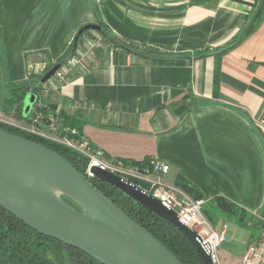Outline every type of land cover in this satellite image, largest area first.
<instances>
[{"label":"crops","instance_id":"obj_1","mask_svg":"<svg viewBox=\"0 0 264 264\" xmlns=\"http://www.w3.org/2000/svg\"><path fill=\"white\" fill-rule=\"evenodd\" d=\"M257 1L0 0V82L40 74L88 23L171 56L152 62L87 31L64 77L46 81L45 101L107 158L148 171L160 161L168 171L151 178L221 197L233 209L215 205L223 213L262 226L264 17L244 35Z\"/></svg>","mask_w":264,"mask_h":264},{"label":"water","instance_id":"obj_2","mask_svg":"<svg viewBox=\"0 0 264 264\" xmlns=\"http://www.w3.org/2000/svg\"><path fill=\"white\" fill-rule=\"evenodd\" d=\"M99 24L79 27L72 54L53 64L34 85L36 89L64 65L76 49L81 34ZM36 95L28 93L23 114L32 110ZM92 177L117 190L168 221L180 230L193 246L202 264H216L201 244L196 232L182 222L176 212L145 193L140 187L108 170L91 166ZM51 185L76 205L65 203L46 189ZM0 207L39 234L77 248L101 264H181L146 228L131 219L119 206L96 190L89 178L57 152L32 140L0 128Z\"/></svg>","mask_w":264,"mask_h":264},{"label":"trees","instance_id":"obj_3","mask_svg":"<svg viewBox=\"0 0 264 264\" xmlns=\"http://www.w3.org/2000/svg\"><path fill=\"white\" fill-rule=\"evenodd\" d=\"M257 3V10L248 17L249 22L245 29V36L254 31L264 17V0H258ZM99 25H101L102 27V31L100 32V34L104 36L105 39L113 46H121L126 50L132 49L141 57L147 58L152 62H157L159 60H168L171 58V56L165 57L159 54L157 50L150 47L141 48L140 46H137L133 43L122 41L112 35L107 26H105L104 24ZM79 39L77 41V45L79 43ZM72 44L73 40L67 50L55 62L49 63L40 74L30 73L23 81L9 84L7 86L9 96L5 98L3 102L4 111L6 113L13 112L12 115L14 116V118L21 121L24 125L30 124L32 122L31 111L26 115L23 114L24 100L27 94L30 92L34 93L36 95L37 101L41 85H39L36 89L34 88V85L53 64L66 60L72 54ZM75 50L73 54L75 53ZM36 101L33 104L32 108L35 106ZM54 110L55 106L51 107L50 105H47L45 108H42L41 111L44 114H48L53 112ZM60 116H62V122H60L61 124H58V128L75 129L78 133L77 136L80 137L81 133L77 130V128L71 126L70 117L65 115L63 112L61 113V111ZM46 124V119H44L43 123L40 126L43 127ZM0 128L7 132L17 134L26 139L32 140L57 152L58 154L66 158L69 162H71L76 169H78L85 175L87 160L72 148L57 141H53L39 135L30 134L21 130L17 126L3 123L1 121ZM60 134L72 136L69 132L66 131H61ZM137 164L139 168H142V166H144L143 163ZM146 164L150 165V162L146 161ZM85 177L90 179L92 185L96 190L101 191L104 196H106L117 206H119L131 219L146 228L158 241H160L168 250H170L173 255L176 256L181 264H202L201 259L195 252L189 240L174 225L157 216L153 212L145 209L140 204L133 201L131 198L127 197L125 194H123L110 184L94 177H87L86 175ZM132 181L135 184L140 185L141 187L146 186L142 182L140 184L134 180ZM174 185L182 188L195 199H203L200 192L183 181L178 182ZM212 201L222 211H228V213L233 212V209L231 208V206H229L228 202L225 199L221 197H215L212 199ZM0 264L101 263L77 248L68 246L55 238L39 234L38 232L24 224L21 220L17 219L14 215L10 214L0 207Z\"/></svg>","mask_w":264,"mask_h":264},{"label":"built area","instance_id":"obj_4","mask_svg":"<svg viewBox=\"0 0 264 264\" xmlns=\"http://www.w3.org/2000/svg\"><path fill=\"white\" fill-rule=\"evenodd\" d=\"M74 58L71 57L64 65L56 70L51 78H63L67 72V66L73 63ZM49 80V79H48ZM47 80V81H48ZM45 83L41 85L38 99L35 106L32 108V122L27 125H17L21 130L30 134H35L48 138L53 141L62 143L73 150L77 151L81 156L86 158L87 164L85 167V175L92 177L89 172L91 166H97L101 169L108 170L122 179L128 180L135 184L132 180L146 186L140 187L145 193L152 195L161 201L166 207L173 209L178 218L187 226L192 228L201 238V244L206 251L211 253L213 261L216 263L215 250L223 239L224 229L216 230L210 223L208 218L202 211L204 204L203 199H195L182 188L174 184H163L157 179L151 178L152 173L163 174L168 171V165L160 161L150 162V170L139 168L136 164H123L119 161L112 160L105 156L103 150L93 146L82 136L78 137L75 129L64 128L62 131L69 132L72 136L61 135L58 131L57 117L59 108L51 113L44 114L41 110L47 106L45 101ZM46 119V126L57 130V135H52L43 130L40 126L43 120ZM261 232L257 238L249 243L241 257L239 264H264V218L262 219Z\"/></svg>","mask_w":264,"mask_h":264},{"label":"rangeland","instance_id":"obj_5","mask_svg":"<svg viewBox=\"0 0 264 264\" xmlns=\"http://www.w3.org/2000/svg\"><path fill=\"white\" fill-rule=\"evenodd\" d=\"M7 86L4 82H0V97L9 95L6 89ZM0 121L14 126L22 125V123L14 120L11 113L6 114L1 111ZM50 133L54 136L58 134L57 130L52 129H50ZM61 199L73 207L76 206L67 196H61ZM204 201L202 211L205 216L216 230L221 231L224 229L223 239L215 250L216 264H237L247 245L261 232L260 223L253 220V218H249V216L240 220L236 215H227L219 210L212 201Z\"/></svg>","mask_w":264,"mask_h":264},{"label":"bare ground","instance_id":"obj_6","mask_svg":"<svg viewBox=\"0 0 264 264\" xmlns=\"http://www.w3.org/2000/svg\"><path fill=\"white\" fill-rule=\"evenodd\" d=\"M46 189L48 190V192L50 194H52L53 196H55L57 198V196H61L62 191H60L58 188L51 186V185H46L45 186Z\"/></svg>","mask_w":264,"mask_h":264}]
</instances>
